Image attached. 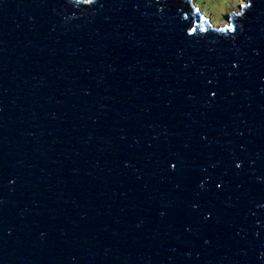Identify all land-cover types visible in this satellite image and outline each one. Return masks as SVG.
Here are the masks:
<instances>
[{
  "label": "water",
  "instance_id": "obj_1",
  "mask_svg": "<svg viewBox=\"0 0 264 264\" xmlns=\"http://www.w3.org/2000/svg\"><path fill=\"white\" fill-rule=\"evenodd\" d=\"M199 11L0 0V264H264V0Z\"/></svg>",
  "mask_w": 264,
  "mask_h": 264
},
{
  "label": "rangeland",
  "instance_id": "obj_2",
  "mask_svg": "<svg viewBox=\"0 0 264 264\" xmlns=\"http://www.w3.org/2000/svg\"><path fill=\"white\" fill-rule=\"evenodd\" d=\"M199 12L214 27L227 26L233 12L240 13L248 0H193Z\"/></svg>",
  "mask_w": 264,
  "mask_h": 264
},
{
  "label": "snow or ice",
  "instance_id": "obj_3",
  "mask_svg": "<svg viewBox=\"0 0 264 264\" xmlns=\"http://www.w3.org/2000/svg\"><path fill=\"white\" fill-rule=\"evenodd\" d=\"M231 30H233L231 25L227 26L226 28L218 29V31H222V32L223 31H231ZM192 31H196V29H192Z\"/></svg>",
  "mask_w": 264,
  "mask_h": 264
}]
</instances>
